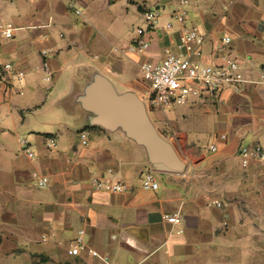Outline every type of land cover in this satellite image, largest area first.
Segmentation results:
<instances>
[{"label":"crops","instance_id":"crops-1","mask_svg":"<svg viewBox=\"0 0 264 264\" xmlns=\"http://www.w3.org/2000/svg\"><path fill=\"white\" fill-rule=\"evenodd\" d=\"M145 8L160 11L163 31L143 57L129 49ZM174 10L172 0H0V24L17 23L0 53L26 72L22 93L0 83V264H101L86 253L68 254L80 231L88 246L116 264H264V161L245 167L239 154L246 143L264 147V84L241 95L224 92L213 110L196 100L191 115L179 119L184 132L163 116L167 137L157 128L183 160L204 150L194 128H218L216 135L227 141L211 143L207 153L221 155L213 166L228 165L231 173L193 175L185 161L184 175L159 173L157 191L142 188L150 166L145 151L121 132L85 126V113L72 103L94 73L120 92L142 96L148 89L142 64L175 49L182 30L192 27L206 37V63L229 55L248 78L260 80L264 0H188L185 26L173 21ZM169 22L175 26L166 31ZM225 37L232 42L223 45ZM51 139L56 147H49ZM213 145L218 152L210 151ZM199 159L195 166L203 167L207 161ZM34 173L49 185L39 187ZM95 179H111L127 191L97 189ZM178 211L180 225L164 219Z\"/></svg>","mask_w":264,"mask_h":264},{"label":"built area","instance_id":"built-area-1","mask_svg":"<svg viewBox=\"0 0 264 264\" xmlns=\"http://www.w3.org/2000/svg\"><path fill=\"white\" fill-rule=\"evenodd\" d=\"M175 10L172 13L173 21L181 26H185L188 20L187 5L188 0H172ZM76 13L81 12L76 10ZM161 16L159 10L145 8L142 17L144 26L136 29V39L130 46L129 51L143 57L149 56L152 42L158 33H162L160 27ZM174 22H169L164 29L170 31L174 29ZM17 28L11 23L0 24V46L4 42L11 41L15 37ZM206 42V37L196 27L184 28L180 38L175 44V49L167 47L164 49V56L161 58L148 59L141 66V74L148 89L143 93L142 98L147 103L149 109L166 110L174 106H186L196 100L219 101L226 91L235 94H244L250 85L264 84V71L260 80L248 78L237 59L229 55L218 57L217 63H206L204 61L205 52L202 47ZM223 45L230 44L232 39L225 37L222 39ZM47 55V52H44ZM45 80L51 82L53 72L49 68L48 61L44 63ZM26 72L18 64L5 60L0 53V83L12 88L15 83L23 85ZM20 89V88H17ZM22 93V90H19ZM88 133L82 132L81 138L84 146L88 145ZM222 141H227V136H221ZM24 151L30 158H35L31 152L29 142L23 140ZM57 146V140L51 139L49 147ZM213 153L218 152V147H210ZM240 158L243 166L247 167L252 160L264 161V147L261 145H246L241 148ZM159 173L151 166L146 168L141 175L142 188L146 191H157L160 187ZM39 187H47L49 180L43 178L38 180V174L34 173ZM104 179V178H103ZM95 179L97 189L108 187L113 193H123L127 187L121 183H115L111 179ZM217 208H222L219 201L214 202ZM164 219L172 225H180L183 222L181 211L174 214H167ZM86 253L88 256L98 260L101 264H116L109 257L102 255L96 249L86 243L85 231H80L75 243L71 246L68 254L78 257Z\"/></svg>","mask_w":264,"mask_h":264},{"label":"water","instance_id":"water-1","mask_svg":"<svg viewBox=\"0 0 264 264\" xmlns=\"http://www.w3.org/2000/svg\"><path fill=\"white\" fill-rule=\"evenodd\" d=\"M72 103L85 113V126L99 127L110 133L121 132L142 148L149 165L157 173H187V162L160 133L142 96L135 92H120L109 78L94 73L74 95Z\"/></svg>","mask_w":264,"mask_h":264},{"label":"rangeland","instance_id":"rangeland-1","mask_svg":"<svg viewBox=\"0 0 264 264\" xmlns=\"http://www.w3.org/2000/svg\"><path fill=\"white\" fill-rule=\"evenodd\" d=\"M4 23H11V24H13L14 27H17V23H15L14 20H4ZM144 25H145V22L143 20V22L141 23V26H144ZM138 27H140V26L135 27V31ZM17 88H19V84L15 83V87L13 89L16 90ZM202 102H203V107L205 106V108H208L209 110H213V108L217 105L216 103H218L219 101L203 100ZM190 105L191 104L186 105V106H174V107L166 109L165 112L162 111L161 113L159 111H156L155 109H149V115H150L152 121L155 123V125L159 127L161 132L164 131V129H163L164 128V122L168 121L166 119V117H163V116H168V118L170 120L169 122H171V125H170L171 128L179 127L181 129V131L184 132L187 130L183 125H180L179 119L182 115H185V114L191 115L190 110H192V109H191ZM209 121H211V120H209ZM206 124H208V120H206ZM213 125H214V123H213ZM208 126H205V128H204V124H200V126L193 129L194 132L192 135L196 137V134H197L199 146L202 147L204 150L201 151V154L189 156L187 158V160H184V161L189 162L190 173L193 175H196V174H198V175H216V174L228 175L229 173H231L230 172L231 168L228 165L220 166V165H218V163H215L216 166H213L215 160L220 159L221 155H212L210 153H207L208 146L211 143L212 144L216 143L218 145L220 143L219 140L221 139V136H223L220 134L216 135L219 131L218 128H216V127L209 128ZM163 133H165L164 134L165 136L168 135L167 131H164ZM245 145H249V144L246 143ZM199 158H205L207 161V163L203 167L202 166H199V167L195 166V164L198 162V160H200ZM207 185H210V184L207 183Z\"/></svg>","mask_w":264,"mask_h":264}]
</instances>
